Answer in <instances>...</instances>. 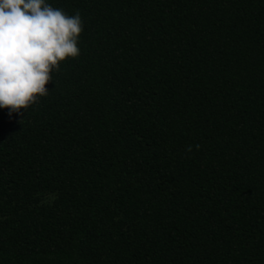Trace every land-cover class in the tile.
<instances>
[{
    "label": "trees",
    "instance_id": "1",
    "mask_svg": "<svg viewBox=\"0 0 264 264\" xmlns=\"http://www.w3.org/2000/svg\"><path fill=\"white\" fill-rule=\"evenodd\" d=\"M48 2L80 55L0 109V264H264V0Z\"/></svg>",
    "mask_w": 264,
    "mask_h": 264
},
{
    "label": "clouds",
    "instance_id": "2",
    "mask_svg": "<svg viewBox=\"0 0 264 264\" xmlns=\"http://www.w3.org/2000/svg\"><path fill=\"white\" fill-rule=\"evenodd\" d=\"M83 27L48 0H0V109L22 115L46 96L60 63L80 55Z\"/></svg>",
    "mask_w": 264,
    "mask_h": 264
}]
</instances>
